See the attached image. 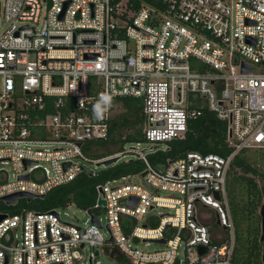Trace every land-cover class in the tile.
<instances>
[{"label": "built area", "instance_id": "obj_1", "mask_svg": "<svg viewBox=\"0 0 264 264\" xmlns=\"http://www.w3.org/2000/svg\"><path fill=\"white\" fill-rule=\"evenodd\" d=\"M2 14L0 164L12 176L0 180V197L45 195L82 167L93 173L101 159L87 149L107 136L117 98L143 100L151 146L114 154H138L147 188L117 183L129 175L97 186L82 225L61 218L69 205L1 210L0 264H82L84 249L86 264H105L101 254L116 264H231V162L245 148L264 152V0H2ZM204 109L228 123L233 151H188L154 167L147 154L182 139ZM89 209L98 222L105 212L107 238ZM261 235L264 264V225Z\"/></svg>", "mask_w": 264, "mask_h": 264}, {"label": "trees", "instance_id": "obj_2", "mask_svg": "<svg viewBox=\"0 0 264 264\" xmlns=\"http://www.w3.org/2000/svg\"><path fill=\"white\" fill-rule=\"evenodd\" d=\"M93 90L90 87V93ZM115 102V109L120 111L110 118L107 136L93 141L87 149L92 159H102L122 152L125 142L145 141L147 119L143 111V100L121 97ZM228 139V123L204 109L197 118L189 122L182 139L167 142L163 148L148 153L147 157L160 170L167 161L179 158L188 151L228 156L233 151ZM263 163L264 152L252 148L240 150L231 162L226 181L228 207L235 232L231 264H262L259 209L264 200ZM144 168V162L139 157L118 160L107 167H99L91 174L80 172L75 179L53 188L43 198H35L30 202L20 199L12 206L0 202V210L5 209L11 213L22 208L47 211L70 204L86 209L95 202L97 186L123 176L139 174ZM114 255L117 260L126 261L116 249Z\"/></svg>", "mask_w": 264, "mask_h": 264}, {"label": "rangeland", "instance_id": "obj_3", "mask_svg": "<svg viewBox=\"0 0 264 264\" xmlns=\"http://www.w3.org/2000/svg\"><path fill=\"white\" fill-rule=\"evenodd\" d=\"M7 26H8V23H6L4 21V19H3L2 0H0V32L5 30L7 28ZM119 111H120L119 109H115L114 110V114H117ZM150 146H151V144L147 143L145 141H141V142H138V143H136V142H125L123 144V149L127 150L130 147H133V148L138 149V150H143V149L150 148ZM164 146H165L164 143L161 144V147H164ZM137 157H138L137 153L130 152V153L124 154V156H122L121 159H119V161L128 160V159L137 158ZM89 166H90V168L93 171H96V170L99 169L94 164L93 165H89ZM0 169L4 170L3 176L0 177V180L6 179L7 176L9 178H11V176H12V168H11L10 164H0ZM126 182H131L133 184L141 185V186L147 188V186L144 183V181L142 180L141 176L138 175V174H130L124 180H120L117 183L120 184V183H126ZM157 193L160 194V195H164L165 194L164 191H160V190ZM0 202H2V201H0ZM4 212H8V211L6 210ZM164 212H167V210L166 209H162V208H155L154 210L151 211V214L154 215V216H159L160 213H164ZM97 214H98V218H99V222H100V230L104 233L105 237L107 238L108 237V231L106 229V215H105V212L103 210H99V211H97ZM60 215H61L62 219H64L65 221H68L70 223H73L75 225H82L89 218L87 213L83 209L78 208L74 204H70L67 208L60 209ZM212 226L217 229L216 222H213ZM216 234H219V233L216 232ZM226 234H227V232H226ZM132 244L136 248L141 249L143 251H153L155 248L158 247L156 244H145L144 242H142L140 240L139 241L133 240ZM179 251H180V257H181L182 256V250L180 249ZM81 254H82V257L80 259V262L82 264H86L88 262V249H84L81 252ZM99 259L105 264H116L115 262H113L112 260H110L108 257H106L103 254H101Z\"/></svg>", "mask_w": 264, "mask_h": 264}, {"label": "water", "instance_id": "obj_4", "mask_svg": "<svg viewBox=\"0 0 264 264\" xmlns=\"http://www.w3.org/2000/svg\"><path fill=\"white\" fill-rule=\"evenodd\" d=\"M242 71L248 72V71H251V68H248V67L244 66L242 68ZM228 136L231 137V130H230V128L228 129ZM141 151L142 152H145L146 149H143ZM119 159H121V155H119V154L118 155H114V156H111V157H108V158L101 159V160L97 161L95 163V166L98 167V168L99 167H107V166H109V165H111L113 163H116ZM82 171L85 172V173H88V174H91L92 173L90 169H87L85 167H82ZM145 174H146V171L141 172L140 173L141 178H143ZM25 178H27V176H25ZM215 195H216V197H219V195H218L217 192L215 193ZM44 196L45 195H34V194H31V193H27V192H16V193H13V194H10V195H6V196H3V197H0V201L4 202L7 205H10V204L16 203L20 199H25L27 202H30V201H32L35 198H43ZM99 202L101 204H104V201L103 200H100ZM126 202L131 207H134L135 204H136V202H137V198L130 197V199H128ZM150 209H152V207ZM88 212L92 216V222H94L97 225H99V222H98L97 217H96L95 213L93 212V210L92 209H89ZM259 215H260V227L262 229V227L264 225V204H262L260 206ZM4 217H5L4 215H0V220L2 218H4ZM262 239H263V237L261 235L260 236V241H262ZM144 241H147V240H144ZM151 241L152 242L162 243V244L165 243V239L151 240ZM107 242H113V239L112 238H109L107 240ZM96 254H97V252H96Z\"/></svg>", "mask_w": 264, "mask_h": 264}]
</instances>
